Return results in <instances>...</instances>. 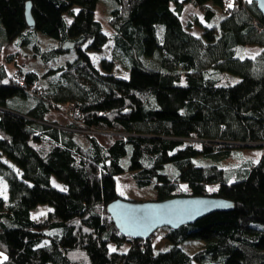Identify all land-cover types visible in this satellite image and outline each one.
I'll return each mask as SVG.
<instances>
[{"label": "trees", "instance_id": "trees-1", "mask_svg": "<svg viewBox=\"0 0 264 264\" xmlns=\"http://www.w3.org/2000/svg\"><path fill=\"white\" fill-rule=\"evenodd\" d=\"M112 1L105 25L95 16L99 0H0V173L9 192H0V264H264V16L256 1ZM189 3L202 19L183 20ZM110 34L113 58L100 67L90 51ZM252 45L259 51L243 55ZM114 60L128 77L112 72ZM222 72L240 78L223 81ZM246 147L261 150L257 161L222 164ZM128 171L140 186L154 184L158 200L217 195L234 207L162 227L171 245L160 249L157 232L125 236L107 211ZM40 203L51 208L33 217ZM191 240L201 246L181 247Z\"/></svg>", "mask_w": 264, "mask_h": 264}, {"label": "water", "instance_id": "water-1", "mask_svg": "<svg viewBox=\"0 0 264 264\" xmlns=\"http://www.w3.org/2000/svg\"><path fill=\"white\" fill-rule=\"evenodd\" d=\"M264 16V0H254ZM31 2L25 8V17L31 28L35 21ZM78 41H65L63 48H72ZM234 207L231 200L217 195H179L164 200L134 201L117 196L107 204V211L120 233L131 238H148L160 227L176 229L194 223L214 211Z\"/></svg>", "mask_w": 264, "mask_h": 264}, {"label": "rangeland", "instance_id": "rangeland-1", "mask_svg": "<svg viewBox=\"0 0 264 264\" xmlns=\"http://www.w3.org/2000/svg\"><path fill=\"white\" fill-rule=\"evenodd\" d=\"M231 1V0H229ZM113 7V1L112 0H99L97 9H96V18L103 21L105 25H107L106 20L109 15L110 9ZM199 16V18L202 19V13L199 11V9L192 4H187L186 5V10L183 16V20H192L193 17ZM204 21V19H203ZM193 31L195 33H201L202 28L200 26L194 25L192 27ZM105 30L107 28L105 27ZM37 35L42 38V40H50L51 37L45 35L44 33L37 31ZM52 39V38H51ZM86 45V44H85ZM260 47L258 45H252V46H246L242 50L243 55H252L255 54L259 51ZM92 54L93 61L96 65L101 67V60L103 58H108L111 59L113 58V38L112 35H109V40L105 44L104 48L101 51H90ZM29 62L26 64L27 69H33L36 68L35 64L32 63V61H27ZM19 63H22L20 61ZM18 63L15 64H10L9 66V72H17L16 71V66ZM115 75L120 76V77H128L129 76V70L121 64L119 60H114V68L112 71ZM223 76L222 79L224 78V75L227 76L226 80L223 81H229V82H236L239 80V76L231 73V72H222ZM62 116H60L61 118ZM63 118V117H62ZM261 150L258 148H243L241 151V157L234 156L229 160H225L222 164H224L227 168L229 169H235L240 166L242 160L245 158H251L254 161H257L259 156H260ZM243 158V159H242ZM126 159V158H125ZM52 184L59 188L64 187V183L60 181L55 175L52 176L51 178ZM0 192L3 196L8 197L9 192H8V183L6 178L0 173ZM117 191L118 195L124 198H128L130 200L134 201H147V200H154L157 197V191L154 186L152 185H147V186H140L134 179V172L128 171L125 172L117 177ZM51 208L50 204L46 203H40L38 204L35 208L32 210V216L35 217L36 215L41 214L42 212L47 211L48 209ZM155 232H157L156 235L153 237V243L156 247L160 249H168L170 247V242L166 238V229H163L162 227L158 228ZM181 247L188 250V251H195L198 249L201 244L198 241L191 240V241H184L181 244ZM111 248H115L114 244H111ZM126 249V246L123 248V250ZM3 258V255L0 253V260Z\"/></svg>", "mask_w": 264, "mask_h": 264}, {"label": "built area", "instance_id": "built-area-1", "mask_svg": "<svg viewBox=\"0 0 264 264\" xmlns=\"http://www.w3.org/2000/svg\"><path fill=\"white\" fill-rule=\"evenodd\" d=\"M20 84L22 85V86H25V83L21 80L20 81Z\"/></svg>", "mask_w": 264, "mask_h": 264}, {"label": "crops", "instance_id": "crops-1", "mask_svg": "<svg viewBox=\"0 0 264 264\" xmlns=\"http://www.w3.org/2000/svg\"><path fill=\"white\" fill-rule=\"evenodd\" d=\"M60 119V118H59Z\"/></svg>", "mask_w": 264, "mask_h": 264}]
</instances>
